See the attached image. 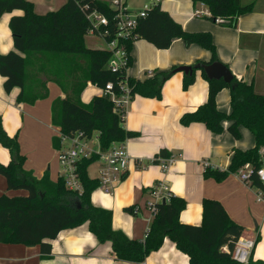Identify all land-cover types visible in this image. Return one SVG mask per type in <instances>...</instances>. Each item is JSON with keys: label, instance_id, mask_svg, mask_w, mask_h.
<instances>
[{"label": "trees", "instance_id": "16d2710c", "mask_svg": "<svg viewBox=\"0 0 264 264\" xmlns=\"http://www.w3.org/2000/svg\"><path fill=\"white\" fill-rule=\"evenodd\" d=\"M204 3L211 11L206 18L216 22L218 17L226 19L222 24L236 27L243 14L254 10V3L242 0H194ZM23 10V15L13 16L10 29L17 51L0 54V74L5 78V89L10 92L20 87L19 102L34 104L48 96V82H56L65 92V98L53 103V123L66 136L80 132L84 138L97 135L101 150L114 142L125 141L137 135L124 125V118L114 111V103L106 94L96 95L88 104L81 100V93L88 82L105 87L112 82L114 89L124 81V72L107 69L111 52L93 49L86 45L85 38L91 27L88 15L100 11L109 17L111 35L117 32L116 12L107 0H67L59 9L39 14L31 0H0V18L6 12ZM142 37L158 49L169 48L176 38L186 45L198 43L212 52L210 61H198L193 68L200 67L209 83L207 100L196 110L182 115V125L201 122L212 132L223 131L222 122L232 120L228 131L236 138L241 137L240 126L248 128L255 137V146L234 149L227 171L207 167L204 176L222 180L246 163L255 168L260 164L264 149V94L256 92L252 83L234 76L231 83L223 79L208 77L204 66L220 62L217 48L210 32H189L160 3L153 4L146 17L141 18L136 28ZM137 38V39H138ZM131 52L133 44L128 42ZM132 58H130V64ZM176 72V68L161 72L144 81L129 77L132 94L162 97L164 83ZM195 80L194 73H185L184 87ZM223 88L231 92V113L217 106V95ZM0 142L12 156L9 164L0 163V172L6 177L8 189H25L27 195L11 196L0 194V242L21 243L28 246L41 245L50 253L51 244L65 229L84 223L100 242L110 241L117 259L143 262L154 251L160 249L168 238L178 249L188 254L190 264H239L233 259L232 250L245 228L235 222L223 204L216 199L203 200V220L200 225L181 221L180 214L186 208L184 198L173 195L169 201L156 203V214L144 241L128 236L113 227L112 210L93 204L92 192L99 187V179L91 178L89 166L99 160V155L83 158L77 162V173L84 191L78 194L66 187L65 178L53 181L49 174L37 178L24 168L26 156L22 154L17 136H11L3 125L0 114ZM56 148L60 138L54 139ZM165 156L168 153L162 152ZM154 162H157L154 160ZM257 184H260L256 181ZM127 211L136 213V207ZM227 246L228 251L223 247ZM249 264H264V260L251 259Z\"/></svg>", "mask_w": 264, "mask_h": 264}, {"label": "crops", "instance_id": "0c3cea01", "mask_svg": "<svg viewBox=\"0 0 264 264\" xmlns=\"http://www.w3.org/2000/svg\"><path fill=\"white\" fill-rule=\"evenodd\" d=\"M35 11L45 14L59 9L67 0H31ZM146 5L160 3L175 20L189 32H210L217 48L220 63L228 66L239 80L252 83L256 92L264 94V0H242L244 4L255 3L252 12L243 14L236 27L214 22L206 16L194 14L202 3L194 0H140ZM259 2V3H258ZM128 8L134 11L128 0ZM141 8V7H140ZM142 10V9H139ZM138 10V11H139ZM23 10L4 13L0 18V54L17 51L10 20L23 15ZM87 47L105 49L96 44L94 37ZM95 40V41H93ZM18 52V51H17ZM132 63L128 69L131 78L144 81L158 73L176 68V72L164 83L162 97L133 94L127 107L124 125L137 133L125 140L131 157L128 170L114 185L112 193L101 188L92 192L93 204L112 210L115 229L128 236L144 241L153 217L148 203L152 200L150 188L166 182L173 195L186 200L181 212L182 222L200 225L203 220V200L216 199L225 207L229 216L245 230L244 237L257 236L254 260H264V203L259 202L254 191L245 186L235 174L222 180L204 176L207 167L227 171L231 165L234 149L247 150L255 146L253 133L240 126L241 137L236 139L228 127L232 120L222 122L223 131L212 132L204 123L193 122L182 125L180 119L186 112L196 110L209 95V83L203 69L197 67L194 82L184 87L185 71L182 66H194L198 61H210L212 52L198 43L186 45L176 38L167 49H158L144 38H138L131 49ZM153 70L152 74L146 71ZM48 96L34 104L19 102L20 87L10 92L5 89V78L0 74V114L3 125L11 136H17L20 150L26 156L24 168L37 178L49 174L53 181L63 174L54 139L60 138V127L53 123L52 107L55 100L66 94L54 81L48 82ZM103 94L102 88L88 82L81 93V100L88 104L96 95ZM218 108L231 113V92L223 88L216 98ZM98 141L97 150H101ZM93 138V139H94ZM92 139V140H93ZM91 140V141H92ZM174 156L175 161L165 170L154 162L157 156ZM10 151L0 142V163L9 164ZM206 163L209 165L206 166ZM92 165V164H91ZM91 178H98L101 161L98 160ZM27 195L25 189H8L6 177L0 172V194ZM136 207V213L125 208ZM51 244L50 253L41 245L28 246L21 243L0 242V264H190L188 254L177 248L166 238L159 250L152 252L143 262L119 260L110 241L100 242L86 222L78 227L62 230Z\"/></svg>", "mask_w": 264, "mask_h": 264}, {"label": "built area", "instance_id": "2783aa9c", "mask_svg": "<svg viewBox=\"0 0 264 264\" xmlns=\"http://www.w3.org/2000/svg\"><path fill=\"white\" fill-rule=\"evenodd\" d=\"M113 10H115V18L117 20V32L111 39L108 37L112 34L110 29L104 26L109 25V17L100 12L92 11L88 18L91 22V27L88 34L98 35L106 42V48L111 52V57L107 63V69L113 72H124V81L119 86L120 91L114 89L112 82H108L105 87H102L103 94L111 97L114 103V111L118 112L125 119L127 107L132 98L131 86L128 83L131 52L128 49V42L132 44L137 40L136 28L141 18L148 14V10L152 5H146L144 9L139 11H131L128 8V0H107ZM194 14L198 17L210 16V9L202 3L201 8L196 9ZM226 19L218 17L216 22L224 23ZM152 74L153 70L146 71ZM69 140V145L66 141ZM61 146L56 148L59 162L63 168L62 176L65 178L66 187L78 194L84 191L83 184L77 173V162L83 158H90L94 154L99 155L101 167L99 169V188L106 193H112L114 185L124 176L128 170L131 157L127 151L125 141L114 142L111 147L106 150H97L89 145V139L84 138L80 132H76L73 136H66L60 133ZM165 170H168L170 165L175 161L174 156L154 158ZM209 164L206 163V166ZM235 174L240 181L249 189L254 191L259 202L264 203V149L261 151L260 164L257 168L252 163H246L240 167ZM258 181L260 184H257ZM152 200L148 206L152 217L156 214V203L163 200L169 201L173 196L166 182L156 183L150 188ZM257 236L244 237L241 236L232 250L233 259L239 264H249L251 259H254V250L257 245ZM228 251L227 246L223 247Z\"/></svg>", "mask_w": 264, "mask_h": 264}, {"label": "water", "instance_id": "95a60500", "mask_svg": "<svg viewBox=\"0 0 264 264\" xmlns=\"http://www.w3.org/2000/svg\"><path fill=\"white\" fill-rule=\"evenodd\" d=\"M204 69L208 77L212 79H217V80L223 79L225 82L231 83L234 78V75L232 71L228 68V66L220 62H215L206 65L204 66ZM177 70L185 71L186 73H192L194 68L192 66H182ZM162 202L165 203L166 200H163Z\"/></svg>", "mask_w": 264, "mask_h": 264}, {"label": "rangeland", "instance_id": "374dc122", "mask_svg": "<svg viewBox=\"0 0 264 264\" xmlns=\"http://www.w3.org/2000/svg\"><path fill=\"white\" fill-rule=\"evenodd\" d=\"M129 2H130V6L132 7V9L134 11H138L139 9H143V4H142V2L140 0H129ZM148 2L151 3L150 0H148ZM254 6H255V3H254ZM91 37H94L95 40H99V41H96V44H98L99 46H101L103 44L106 45L105 40L103 38H101L100 36L93 35V34H88V41L92 40ZM95 40H93V41H95ZM93 138L89 139V145L94 147L95 149H97L98 146H99L98 141H97L96 138H94V139ZM66 145H69V140L66 141ZM97 165H98V161L92 163V165H91V169H92V174L93 175L98 174V172L96 171Z\"/></svg>", "mask_w": 264, "mask_h": 264}]
</instances>
